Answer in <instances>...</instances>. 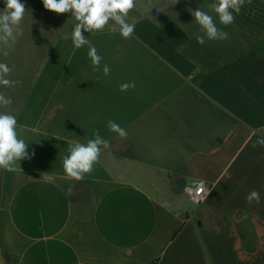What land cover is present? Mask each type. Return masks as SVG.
<instances>
[{
	"label": "crops",
	"instance_id": "0c3cea01",
	"mask_svg": "<svg viewBox=\"0 0 264 264\" xmlns=\"http://www.w3.org/2000/svg\"><path fill=\"white\" fill-rule=\"evenodd\" d=\"M31 1L20 0L23 35L0 48L6 78L22 82L0 86L12 99L0 113L16 117L31 156L0 168V264H264V146L253 147L264 135V0H245L228 26L215 0H136L131 38L110 33L112 21L82 30L99 67L73 46L69 19L55 38L53 12ZM198 8L226 39L197 43ZM97 129L110 148L69 179L68 146ZM191 181L211 185L197 206ZM252 190L260 203L246 202Z\"/></svg>",
	"mask_w": 264,
	"mask_h": 264
},
{
	"label": "clouds",
	"instance_id": "9594fccd",
	"mask_svg": "<svg viewBox=\"0 0 264 264\" xmlns=\"http://www.w3.org/2000/svg\"><path fill=\"white\" fill-rule=\"evenodd\" d=\"M6 7L0 10V48L9 46V42L23 35L20 27L24 14L27 11L26 5L20 0H4ZM172 5L178 0H170ZM46 10L56 14L71 13L76 21L71 38L73 46L80 49L88 46L87 55L92 65L99 67L102 57L98 54L96 47L83 35V31L89 33L102 32L109 21H112L109 32L119 33L121 37L131 38L135 32V23L128 22L130 12L136 7V0H42ZM151 3V0H149ZM245 0H215L209 7L218 16L222 25L228 26L234 23L235 14L241 12ZM199 31L195 34L198 44L204 45L207 41L224 40L228 33L221 31L215 20L207 12L200 10L191 11ZM12 72L5 63H0V86L15 87L21 81L9 80L6 77ZM111 69L105 64L103 75H110ZM135 81L120 85V91L126 92L135 88ZM12 99L0 93V106H10ZM110 132L118 134L122 139L127 138V131L120 124L113 120L107 123ZM94 139L86 143H74L68 146V155L63 160V170L69 179L80 181L85 174H90L94 166L99 162L102 149H109L110 143L99 135V130H94ZM264 146V135L257 138L253 147ZM28 144L18 138L17 120L11 114L0 113V168L6 171H14V165L22 159H31L27 152ZM34 155V153H33ZM245 200L248 204L260 203V193L252 190L247 194Z\"/></svg>",
	"mask_w": 264,
	"mask_h": 264
},
{
	"label": "rangeland",
	"instance_id": "374dc122",
	"mask_svg": "<svg viewBox=\"0 0 264 264\" xmlns=\"http://www.w3.org/2000/svg\"><path fill=\"white\" fill-rule=\"evenodd\" d=\"M27 7H31V8H37V9H45L44 6H43V3H42V0H37L36 2L34 1H31V3H29L27 5ZM39 19H42V18H39ZM44 19V18H43ZM48 20L51 19V17H47ZM53 30H54V35H55V38L56 37H60V35L62 34V31L64 28L67 27V22H68V19H69V25L71 26V28L74 26L75 24V20L74 18L72 17L71 13H64V14H56L53 12ZM41 25V22L39 23ZM42 28L44 29V24L41 25Z\"/></svg>",
	"mask_w": 264,
	"mask_h": 264
},
{
	"label": "built area",
	"instance_id": "2783aa9c",
	"mask_svg": "<svg viewBox=\"0 0 264 264\" xmlns=\"http://www.w3.org/2000/svg\"><path fill=\"white\" fill-rule=\"evenodd\" d=\"M184 193L188 196L193 205H200L207 198L211 185L200 181H191L183 188Z\"/></svg>",
	"mask_w": 264,
	"mask_h": 264
}]
</instances>
